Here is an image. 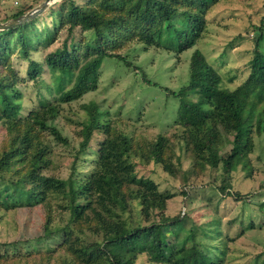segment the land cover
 <instances>
[{
	"label": "rangeland",
	"instance_id": "obj_1",
	"mask_svg": "<svg viewBox=\"0 0 264 264\" xmlns=\"http://www.w3.org/2000/svg\"><path fill=\"white\" fill-rule=\"evenodd\" d=\"M14 1L16 5H13ZM43 1L0 0V21L7 17L0 23L10 21V14L18 9L27 13ZM70 1L81 5L86 0ZM70 1L58 0L38 15L27 33L31 43L25 57L16 38L10 36L0 77L12 79L11 99L21 106L22 118L32 111L49 117L50 107L39 105L41 100L51 101L47 89L54 92L53 75L46 68L44 59L47 54L60 49L66 34L65 27L54 33L49 44L43 41L46 35L53 34L54 22L58 23L60 17L67 18ZM174 1L170 5L177 13L189 10V2ZM99 2L94 0L92 7L99 10ZM202 18L203 27L198 40L191 48L178 54L163 47L145 46L141 38L147 27L142 26L136 31L130 27V40H125L120 48L111 49L108 53L123 57L133 67L105 57L97 69L93 90L75 101L52 106H57L56 117L47 123L66 140V145L56 142L47 131L37 130L29 123L23 124L22 120L21 126L11 131L0 124V157L8 149L14 134L22 136L27 133L36 145L20 161L13 160L7 167L0 168V264H82L70 249H75L80 243L101 240V235L96 233L97 221L91 216L93 208L98 210L95 199L84 211L85 219L69 221L63 195L47 192L43 201L30 203L24 196L20 198L17 188L12 185L19 179L23 181V175L31 168L32 154L42 147L45 149L43 163L37 169L39 175L60 180L76 177L81 182L95 170L97 149L103 152L108 144L102 143L103 140L110 141L108 146L115 150L110 162L114 163L115 158L117 163L124 159L125 163L117 164L119 169L126 167L124 170H131L130 175L134 179H146L163 194L167 217L185 214L188 221L183 225L184 230L189 229L190 224L198 227L210 224L212 227L218 221L219 235L203 245L210 254L222 253L221 264H264V135L252 130L249 135L251 146L247 148L245 158L229 173H224L220 164L212 168L209 163L196 160L190 142V145H185L183 134L172 124L178 101L163 91L167 88L176 92L187 83L189 57L193 50L202 54L218 78L219 89L232 91L244 81L252 56V39L256 36L261 38L258 51L264 56V0H211ZM257 27L261 30L257 31ZM90 33L75 30L72 41L69 40V44L78 45L76 53L79 57L86 46L94 44ZM108 45L110 43H106V49ZM28 59L36 61L41 68L39 77L33 81L26 76ZM141 76L148 82H143ZM56 96L54 94L53 99ZM188 98L194 100L193 95H188ZM92 106H96L98 122L104 130L93 132L87 148L76 154L81 141V127L88 119L87 108ZM220 134L218 157L228 152L232 138V135L221 131ZM160 135L169 142L163 151L164 166L154 164L149 158L150 146ZM121 136L127 137L130 145L127 156L125 147L117 144ZM120 153L122 157L118 161ZM226 177L229 188L224 192L228 196L215 189ZM28 187L24 184V190ZM129 188L127 194L131 191ZM234 193H239L240 199L235 198ZM132 201L129 199L127 202V213L121 215L117 212L119 222L131 221L134 224L137 221L139 208L134 210L135 202ZM44 223L47 230L43 229ZM140 224L147 223L142 220ZM44 231L48 235L46 238H42ZM88 264L108 262L104 258ZM133 264L151 263L141 254Z\"/></svg>",
	"mask_w": 264,
	"mask_h": 264
},
{
	"label": "trees",
	"instance_id": "obj_2",
	"mask_svg": "<svg viewBox=\"0 0 264 264\" xmlns=\"http://www.w3.org/2000/svg\"><path fill=\"white\" fill-rule=\"evenodd\" d=\"M184 1L189 2V10L178 13L170 5L174 0H100L99 10L92 7L94 0H86L81 5L70 1L67 18L64 20L60 17L58 23L54 22L53 34L46 35L43 41L49 44L54 33L65 27L66 34L60 49L47 54L44 59L46 68L53 75L52 89L55 93L47 89V94L52 99L41 100L39 105L50 107L49 117L32 111L22 118L21 106L11 99L12 79L0 77V124L11 131L20 127L22 120L23 124L29 123L37 127V130L47 131L56 142L66 145V140L47 121L56 117L57 104L75 101L95 88L97 69L103 58H114L126 67H133L123 57L108 53L111 49L120 48L125 40H130V27L135 31L142 26L147 27V32L141 38L145 46L163 47L178 54L195 44L202 32V14L211 0ZM24 14L23 10L18 9L8 19ZM38 17L16 28L0 31V68L5 62L3 60L12 36L23 50V56H26V49L31 43L27 33ZM6 20L7 17L0 22ZM75 30L81 33L91 32L90 36L94 38L93 46H86L80 57L76 53L78 45L69 44ZM256 30L260 31L261 28L257 27ZM252 41L254 45L248 61L247 78L232 91L219 89L218 78L198 50H193L189 57L187 83L176 92L163 88L168 97L178 101L172 124L183 134L185 145H193L196 160L207 162L212 168L220 164L224 173L232 171L245 158L247 148L251 146L249 135L252 130L258 135H264V56L258 51L260 36ZM106 43H110L108 49ZM27 63L26 76L33 81L39 77L41 68L34 60L28 59ZM141 80L148 82L144 76H141ZM54 94L57 96L53 99ZM188 95H193L194 100H190ZM55 105L57 106L52 107ZM87 113L88 119L81 127V141L76 154L87 148L93 132L104 130L98 122L99 112L96 106L87 108ZM220 131L225 135H232L230 148L222 157L217 156ZM167 140L160 135L151 144L149 158L154 164H166L163 151L166 144L168 147ZM127 141V137L121 136L117 143L125 147L126 156L130 151ZM103 142L109 144L110 141ZM108 144L103 152L100 148L97 149L95 170L88 173V177L81 182L76 177L60 180L39 175L37 169L43 163L45 147L38 148L32 154L31 168L23 175V181L19 179L12 186L17 188L20 198L24 196L30 203L43 201L47 192L63 195L66 197L69 221L85 219L84 211L91 207L95 199L98 210L93 208L91 216L97 221L96 233L101 235V240L80 243L75 249H70L82 260V264L104 258L108 264H133L141 254L151 264H221L222 253L210 254L203 245L219 235L218 221L212 227L210 224L205 227L190 224L189 229L184 230L183 225L188 221L185 214L181 217H167L164 214L163 194L156 191L155 186L146 179H134L130 175L131 170H124L126 167L119 169L117 164L125 163L124 159L119 163L116 158L114 163L110 162L115 150ZM35 146L27 133L22 136L12 135L8 149L0 157V168L7 167L13 160L20 161ZM120 156L122 157L121 153L117 155L118 161ZM226 179L227 177L222 179L215 189L228 196L224 192L229 188ZM24 184L29 185L26 190ZM128 187L131 190L129 194ZM233 196L240 199L241 195L234 193ZM129 199L135 202L134 210L139 208L134 224L125 220L121 223L116 218L117 212L121 215L128 212ZM149 217L152 218L151 221L148 220ZM140 218L147 224L141 225ZM47 227L44 223L43 229L47 230ZM46 234L44 231L42 238H46Z\"/></svg>",
	"mask_w": 264,
	"mask_h": 264
},
{
	"label": "water",
	"instance_id": "obj_3",
	"mask_svg": "<svg viewBox=\"0 0 264 264\" xmlns=\"http://www.w3.org/2000/svg\"><path fill=\"white\" fill-rule=\"evenodd\" d=\"M58 0H45L40 5H38L36 8L32 9L31 11L25 13L24 15L17 17L15 19H12L10 21H7L5 23H0V31H6L13 28H16L31 19L38 16L43 10L47 8L48 5L56 2Z\"/></svg>",
	"mask_w": 264,
	"mask_h": 264
},
{
	"label": "built area",
	"instance_id": "obj_4",
	"mask_svg": "<svg viewBox=\"0 0 264 264\" xmlns=\"http://www.w3.org/2000/svg\"><path fill=\"white\" fill-rule=\"evenodd\" d=\"M16 4H17V3L14 1V2H13V5H16Z\"/></svg>",
	"mask_w": 264,
	"mask_h": 264
}]
</instances>
